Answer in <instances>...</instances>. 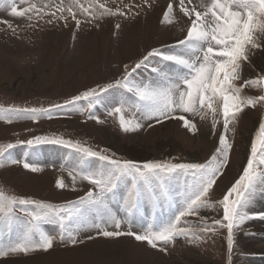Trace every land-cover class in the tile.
Returning <instances> with one entry per match:
<instances>
[{
    "label": "rangeland",
    "instance_id": "1",
    "mask_svg": "<svg viewBox=\"0 0 264 264\" xmlns=\"http://www.w3.org/2000/svg\"><path fill=\"white\" fill-rule=\"evenodd\" d=\"M11 2L0 0V144L11 143L15 147L6 154L8 158L0 163V189L20 197L64 204L76 200L93 188L89 181L77 176L73 189L69 172L76 168L74 151L54 143L35 146L27 144L28 140L38 136L79 142L93 150H103V154L121 161L179 164L205 163L211 158L224 131L223 118L219 112L214 131L211 113L202 119L199 115L177 111L174 116L184 115L196 124L195 133L185 129L183 121L179 119L173 118L157 124L155 120H143L138 113L137 118L141 119L143 127L125 132L119 126L118 117L109 116L108 111L118 106L117 102L122 99L134 103L135 97L118 88L111 89L102 98V102L92 109V115L98 116L103 123H98L95 118L90 119L87 111L70 108L53 109L51 118L41 116L36 120L6 115L3 111L12 108H49L63 104L97 85L114 83L123 76L125 65L129 66L130 71L153 48H159L165 53L179 51L175 48L176 42L186 36L191 24V19L182 12L179 0H147V3L145 0H100L113 11L119 8L126 14L85 18L78 12L77 19L81 20L79 27L70 16L66 22L48 14L50 9L44 6L50 2L59 4L60 0H15L18 9L27 8L30 4L44 7L42 19L35 12L26 13L23 17L13 16L10 11ZM81 2L87 6L86 0ZM68 3L69 0H64L65 5ZM169 3L173 5V22H162ZM185 3L188 7L196 6L197 10L203 11L201 5L209 4L210 0H191V4L185 0ZM63 15L68 14L65 12ZM260 42L262 47L253 50L249 60L242 64L241 79L237 84L264 74V37H261ZM156 66L165 67L171 74L177 71L175 65L165 64L159 57H152L147 66L137 70L135 78L138 81L152 80L154 73L151 69ZM243 94L260 95L261 90L246 88ZM80 106L86 108L87 101H81ZM131 111L134 109L125 113L126 118L131 116ZM262 118L264 104H259L255 108H246L237 121L230 125L234 131H228L227 138L233 147L223 175L210 191L209 199L212 202L221 200L242 173L250 154L251 141ZM149 123L153 126L148 127ZM11 160L18 163H12ZM25 162L40 170L34 172L30 168L26 169ZM60 178L66 187L57 186ZM184 183L183 177L169 183L170 191L177 200ZM122 194L123 188L121 194L110 201L113 212L121 219L126 215ZM262 203L264 191H257L249 205L253 218L234 231L231 252L227 245V230L224 228H218L202 241L193 243L189 242V238L178 237L174 244L164 245L159 242L158 247L153 248L132 236L104 237L98 234L100 230L96 228L81 231L77 236L78 243L72 245L67 240L59 239V226L56 223H47L43 225L45 231L56 237L50 250L11 254L0 257V262L264 264V218L256 215L264 212ZM173 211L165 205L156 209L154 214L152 205L144 201L140 212L131 218L130 230L142 233L153 215L155 223L161 224L168 220ZM222 215V207L216 204L215 208L202 209L199 217H187L188 223L182 222L181 226L198 230L200 217H206L211 223L214 219H222ZM105 227L109 231L117 230L111 224ZM22 230L19 223L14 224L10 232L0 229V247L15 241ZM119 230L128 231L129 224L122 223ZM245 238L250 240L249 244L245 243ZM165 247L166 252L160 250Z\"/></svg>",
    "mask_w": 264,
    "mask_h": 264
},
{
    "label": "snow or ice",
    "instance_id": "2",
    "mask_svg": "<svg viewBox=\"0 0 264 264\" xmlns=\"http://www.w3.org/2000/svg\"><path fill=\"white\" fill-rule=\"evenodd\" d=\"M191 4V0H187ZM64 0L59 4L51 2L44 7L53 18L67 22L68 16L75 21L77 27L81 20L77 13L85 18H97L104 15H125L117 8L115 11L100 0ZM147 3V0H145ZM183 14L191 19L187 34L176 42L177 52L165 53L159 48H153L129 71L124 66V74L114 83L103 86L97 85L80 95L72 97L63 104L52 105L49 108H12L4 109L5 114L19 118L36 120L41 116L51 118L53 109L70 108L71 110L87 111L89 118H95L103 123L98 116L92 115V109L102 102V98L111 89H122L135 97L134 103L125 100L117 102L108 111L109 116H117L120 128L125 131H136L143 127L141 119L155 120L157 124L169 119L183 121V126L191 133L197 131L196 124L186 119L181 113L199 115L202 119L209 113L212 115V129L218 123L217 113L223 118L224 131L219 137V145L211 158L205 163H170L161 161H146L139 163L131 160H118L96 151L79 142L63 138L34 137L27 141L29 146L43 143L64 145L74 151L76 168L69 175L73 181V189L77 176L89 181L93 188L83 196L64 204H53L9 194L0 189V229L7 232L14 224L22 225V232L15 241L0 247V257L11 254H28L36 250L48 251L53 247L55 236L47 233L43 225L56 223L59 226V239L67 240L75 245L81 231L96 228L99 235L104 237L132 236L137 241L147 242L157 248L158 243L174 244L176 238L186 237L189 242L202 241L209 234H214L218 228L227 230V245L229 252L233 246L234 231L246 221L253 218L249 205L257 191H264V118L251 141L250 154L239 178L227 189L223 198L218 202L209 199L210 191L217 179L223 175L229 163L232 143L227 138L230 125L234 124L239 115L248 107L255 108L264 104V74L255 78L241 79L242 64L249 60L253 50L262 47L261 37H264V0H210L207 5H201L203 11L196 6H186L185 0H179ZM44 7L30 4L29 7L18 9L12 0L10 11L13 16L23 17L26 13L35 12L39 18ZM55 11H51V9ZM57 12L60 13L57 16ZM68 15H63L64 13ZM173 5L168 4L163 14L162 22L172 23ZM194 15V18H192ZM32 19L31 16L28 17ZM51 23V20L48 21ZM8 27H12L8 25ZM119 28V25H116ZM159 57L165 64L176 66L175 74L169 73L165 67L156 66L151 70L154 78L150 81H138L135 73L142 66L150 63V58ZM246 88H258L260 95H244ZM87 101V107H81L80 102ZM131 111L126 118L125 113ZM8 122H11L8 120ZM151 123L148 127H152ZM23 143V142H21ZM15 145L0 144V163L7 159V153ZM12 163H18L11 160ZM95 162V163H93ZM26 169L39 171L37 167L27 162ZM75 173V174H73ZM183 177L185 183L179 192L177 200L171 193V180ZM59 188L66 187L62 178L57 180ZM125 217L119 218L110 207V201L121 194ZM144 201H148L155 214L156 209L165 205L174 209L166 222L155 223V215L146 225L142 233L130 230L131 218L140 212ZM222 207V219H214L211 223L206 217L199 218V228L181 226L187 224V217H199L202 209ZM256 215L264 218V212ZM129 224L128 231H120L122 223ZM114 225L115 231L106 229V225ZM92 237H89L91 239ZM167 251V248H161Z\"/></svg>",
    "mask_w": 264,
    "mask_h": 264
},
{
    "label": "bare ground",
    "instance_id": "3",
    "mask_svg": "<svg viewBox=\"0 0 264 264\" xmlns=\"http://www.w3.org/2000/svg\"><path fill=\"white\" fill-rule=\"evenodd\" d=\"M115 36V35H114ZM257 203H258V201H257ZM262 204H264V203H262ZM261 205V204H260ZM259 206V205H258ZM257 209H259V208H257ZM260 210V209H259ZM250 212V211H249ZM252 212V211H251ZM246 239V244H249L250 243V240H248L247 238H245ZM43 262H45L46 260H42ZM12 263V262H11ZM0 264H10V263H7V262H0ZM15 264H17V263H15ZM43 264H45V263H43ZM60 264H65V263H63L62 261H61V263Z\"/></svg>",
    "mask_w": 264,
    "mask_h": 264
}]
</instances>
